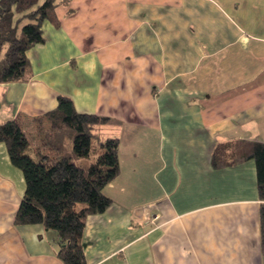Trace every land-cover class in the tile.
I'll return each mask as SVG.
<instances>
[{"label": "crops", "instance_id": "0c3cea01", "mask_svg": "<svg viewBox=\"0 0 264 264\" xmlns=\"http://www.w3.org/2000/svg\"><path fill=\"white\" fill-rule=\"evenodd\" d=\"M57 18L25 78L0 84V125L49 167L73 150L46 118L60 97L112 121L120 174L87 218V263L264 264L256 162L213 165L264 144V0H73ZM25 192L0 143V264H64L52 231L16 225Z\"/></svg>", "mask_w": 264, "mask_h": 264}, {"label": "trees", "instance_id": "16d2710c", "mask_svg": "<svg viewBox=\"0 0 264 264\" xmlns=\"http://www.w3.org/2000/svg\"><path fill=\"white\" fill-rule=\"evenodd\" d=\"M70 0H0V84L19 82L29 66L27 53L45 43L43 24L59 26L57 9ZM69 2V3H68ZM55 126L74 133L70 155L51 166L27 154L29 141L15 121L0 125V143L12 164L22 171L26 192L17 212L19 227L41 226L56 235L58 257L64 264H88L83 244L87 218L102 214L112 205L103 191L120 174L117 136L103 133L108 118L80 114L73 102L60 97L58 107L46 114ZM254 160L260 198V240L264 250V144L239 142L216 150V168ZM86 163V165H83Z\"/></svg>", "mask_w": 264, "mask_h": 264}, {"label": "rangeland", "instance_id": "374dc122", "mask_svg": "<svg viewBox=\"0 0 264 264\" xmlns=\"http://www.w3.org/2000/svg\"><path fill=\"white\" fill-rule=\"evenodd\" d=\"M73 0H70L69 2L71 3ZM68 2V3H69ZM109 126V125H108ZM109 132V128H105L104 130H103V133H108ZM83 165H86V163H84Z\"/></svg>", "mask_w": 264, "mask_h": 264}]
</instances>
